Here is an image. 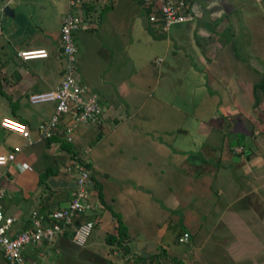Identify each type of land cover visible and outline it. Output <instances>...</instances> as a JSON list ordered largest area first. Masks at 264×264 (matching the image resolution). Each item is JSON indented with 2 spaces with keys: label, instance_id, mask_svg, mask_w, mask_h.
Returning <instances> with one entry per match:
<instances>
[{
  "label": "crops",
  "instance_id": "crops-1",
  "mask_svg": "<svg viewBox=\"0 0 264 264\" xmlns=\"http://www.w3.org/2000/svg\"><path fill=\"white\" fill-rule=\"evenodd\" d=\"M184 1L192 15L191 20L170 25L165 32L151 24L146 26L147 33L141 30L140 12L147 14L141 0H83L80 16L82 23L86 25L84 27L97 31L102 29L103 22L98 25L95 24L96 21L101 22L102 16L107 18L106 24L112 30L109 31L113 35L112 39L117 41L112 40L114 48L110 45L100 47L108 57H117L128 51L130 44L123 49L127 38L124 37L123 27L126 33H130L132 27L133 32H137L133 40L144 41V47H153L150 42H157L158 47L162 48V57L166 58L168 55L170 65L176 66L178 58H189L190 61H184L183 64L186 72L206 73L213 77L214 83H221L228 88L231 105L235 108L226 110L222 116L225 119L226 114L232 115L236 123L233 126L235 129L232 128L229 132L237 131L255 136L254 130L252 133L241 131L243 113L246 115L242 108V93L249 86V96L244 95L245 98L248 97V104L253 110L260 109L264 112V98L254 106L252 94L253 84L264 76V0ZM44 3L48 4L47 12L43 11ZM5 7L11 9L12 16L4 13ZM98 10L100 13L104 11L106 15L102 13V16L93 17V13ZM72 11L74 10L68 6L67 0H0V120L5 117L18 121L27 127L29 133L26 138L0 126V154L13 152L14 147L19 148L14 152L12 162L0 165V187L4 192L3 212L15 218L14 228L20 230L29 226L31 210L37 208L45 212L66 206L76 185L65 171V166L80 154L91 172L90 201L93 208L80 215L78 220L93 221L90 235L82 247L74 245L68 233L52 243L26 246L25 255L33 259L35 264H190L193 260L191 257L200 246L197 236L199 229H204L202 221L210 216V207L218 201L211 187L215 177L219 176L221 179L222 172L226 170V149L223 157L225 162L221 166H215V169L204 159L193 164L195 157L190 154V148L175 145L177 134L186 136L187 131L178 129L176 125L167 129L163 120L166 125L168 117L154 125L149 121L131 123V116L121 114V106H115L108 97L102 100L101 95L109 93L107 89L98 83V88L93 90L78 76L76 77L97 96L103 109L102 121L99 124L72 126L71 141L65 139V126L70 124L68 117L61 119L48 140L40 138L35 131L39 122L49 118L53 103L47 105L49 109L46 113L45 105L34 107L36 104H30L27 97L31 93L52 90L59 84L64 67L59 41L60 25ZM76 31L73 32V39ZM36 49H44L46 56L32 59H21L18 56L19 51ZM242 51L247 58L240 56ZM61 58L63 62L60 61ZM161 61L162 58L159 57L154 64ZM121 72L123 74V69ZM122 81L120 77L118 85ZM210 94L213 92L207 97L205 92L207 100L210 99ZM167 105L174 108L172 110L176 109L171 101ZM221 105L218 103V106ZM251 116L248 115L250 122L253 121ZM124 122L125 127L122 126ZM123 129L126 133H123ZM117 130L122 131L121 138H135L136 146H122L119 149L101 145L100 148L95 147V154L91 152L89 142L96 140V143H101L108 134ZM86 147L88 151L83 153ZM230 148L228 146V150ZM234 148L236 147H232ZM249 151L250 149L247 152ZM116 152V156L120 153V160L114 157ZM232 155L237 156L235 153L230 157ZM238 157L240 161L247 159L245 156ZM214 163L217 164V160ZM121 164L123 169L119 170ZM179 167L184 169V178L189 181L190 197L182 199L185 192L179 196V200L178 196H169L167 200L170 204L164 209L166 219L151 217L141 225L140 214L142 216L145 212L137 202L143 199L141 196L150 195L143 185H152V180H157L158 183L170 180V185L175 184L177 174L175 173L174 183H171V171L176 172ZM216 167L220 171H216ZM45 172L49 175L44 182H40V176ZM235 177L233 174L232 178ZM162 184L161 182L159 185ZM94 185L100 187L102 204L96 197ZM217 194L220 196L219 192ZM117 201L126 203L118 212L125 235L120 243L108 244L105 237L107 234H115V221L105 206L111 208L110 205ZM179 202L181 217L175 214L180 206ZM178 224L179 228H176ZM167 231L173 233H169L172 236L169 240L163 239ZM184 231L189 233L191 243L185 242V249L176 250L172 244L180 243L177 239ZM100 235H103V242L100 241ZM95 238L100 242H94ZM187 248L190 250L189 254L194 253L189 255Z\"/></svg>",
  "mask_w": 264,
  "mask_h": 264
},
{
  "label": "rangeland",
  "instance_id": "rangeland-1",
  "mask_svg": "<svg viewBox=\"0 0 264 264\" xmlns=\"http://www.w3.org/2000/svg\"><path fill=\"white\" fill-rule=\"evenodd\" d=\"M42 7L43 11L47 12L48 4L44 3ZM71 13H75V10ZM102 13L106 15L104 11ZM102 13L98 10L92 16H102ZM101 18V22L96 21L95 23L101 25L103 22L102 29L99 31L94 28H86L84 27L86 25L82 23L80 24L82 27L79 26L80 29L75 32L76 76L83 79L86 86L93 90L98 88V83L105 90L107 89L106 91L109 93L105 94L106 96L102 94V100L108 97L115 106H121V114L126 113L131 116V123L139 124L140 121H149L154 125L164 117H168L166 125L163 120V125L167 129L176 125L178 129L187 131L186 136L177 134L175 145L190 148V154L195 157L193 164L204 159L215 169V166H221L225 162L223 160L224 150H227L225 153L226 170L222 172L221 179L219 176V179L215 177L211 187L218 201L213 207H210V216L202 221L201 225L204 226V229H199L197 236L200 246L195 254L191 253L193 260L190 264H264V112L260 109L253 110V107L248 104V97L245 98L244 95L249 96V86L242 93V108L246 115L243 113L240 127L241 131L246 133H252L254 130L255 136L252 137L243 132H229L230 129H235L233 126H236V123H234V116L226 114L225 119L222 116L226 110L235 108L231 105L228 88L221 83L220 85L217 82L214 83L213 77L206 73L190 74L186 72L183 64L184 61H190L189 58H178L176 66L170 65L168 55L166 58L162 57V48L158 47L157 42H150L153 47H144L146 44L144 41H134L137 32H133L132 27L130 33H126L125 27H123L124 37H127L123 49L127 44H130L128 51L120 56L117 55V57L104 55L100 47L110 45L114 48L112 40H116L112 39L113 35L109 32L112 30L106 24L107 18L105 16ZM139 20L141 30H145L147 33L146 26L149 23L144 12H140ZM104 28L106 29L104 30ZM118 46H120V42ZM135 47L137 48L135 49ZM240 54L242 58H247L244 51ZM159 57L162 58V61L154 64V61ZM60 61L63 62V59L61 58ZM120 77L123 81L118 85ZM121 85L123 86L121 87ZM205 92L207 97L210 92H213L210 94L209 100L204 96ZM170 101L174 104L175 110L167 105V102ZM218 103L222 104L221 107L218 106ZM49 104L41 103L34 107L45 105L47 113ZM6 114L10 116L9 113ZM248 115H252L253 121L248 120ZM122 126L125 127L126 122ZM121 133V130L110 133L101 143L92 140L91 143H88L91 146V152L95 154V147L100 148L101 145L115 146L119 149L122 146H136L135 138L133 140L131 137L121 138ZM123 133H126L125 130ZM226 144H228L227 147ZM228 146H231L230 150H228ZM232 147L236 148L232 149ZM249 149L250 151L246 155L243 153L240 155L241 157L245 156L246 161H242V159V162L240 160L234 162L236 164L232 162L234 155L230 157L231 154ZM116 154L117 152L114 157L120 160L122 158L120 153L118 152V156ZM219 156L221 160H219ZM178 158H181L180 154ZM216 160L217 164L214 163ZM121 169H123L122 164L119 170ZM217 170L220 171L216 167ZM175 173L177 174L175 184L170 185V180H166L167 182L161 181L163 183L161 186L159 185L161 182L152 180L154 182L152 185H143L149 190L150 195L141 196L143 199L137 202L145 212L142 216L140 214L141 225L152 219L151 217L166 219L164 209L170 204L167 200L169 196L173 198L178 196L179 200V196L185 192L186 195H183L182 199L190 197L188 196L190 185L189 181L184 178V169L179 167L178 171H171V183H174ZM232 173L236 176L235 179L232 178ZM124 204L126 205L124 201H117L110 207L111 210L118 213L125 207ZM177 209L175 214L181 217V203ZM176 228H179V224ZM169 233L173 234L172 231H167L163 239L169 240L172 237ZM100 236V241L103 242V235ZM94 240H96L94 242H100L97 238ZM189 241L188 239V244L191 243ZM172 246L176 250L187 247L181 242L172 244ZM189 251L187 248L188 254ZM0 264H6L1 253Z\"/></svg>",
  "mask_w": 264,
  "mask_h": 264
},
{
  "label": "built area",
  "instance_id": "built-area-1",
  "mask_svg": "<svg viewBox=\"0 0 264 264\" xmlns=\"http://www.w3.org/2000/svg\"><path fill=\"white\" fill-rule=\"evenodd\" d=\"M148 8L146 19L149 24L165 32L170 25L191 20L188 5L184 0H141ZM75 13L67 14L60 25V48L64 57L63 74L59 84L52 90H46L28 95L30 104L53 103L48 119L41 121L35 127L40 138H49L57 129L61 119L68 117L70 124L65 126V139L71 141L72 126L84 124H99L103 119V109L97 96L91 92L75 75L76 47L73 32L82 24L80 9L83 0H67ZM21 59L45 57L44 49L23 50L18 52ZM0 126L23 137H28L27 127L10 118H1ZM0 154V165L13 161L14 152ZM88 148L83 149L86 153ZM80 154L76 155L65 166V171L73 178L76 189L66 206L51 210L49 213L33 209L29 214V226L20 230L14 228L15 218L3 212V189L0 187V253L6 264H35L28 258L24 249L26 246H37L41 243H52L58 237L69 233L71 242L84 246L94 226L93 221H79L78 217L93 208L90 201L92 179L90 169L83 165ZM189 233L184 231L178 237V242L185 243Z\"/></svg>",
  "mask_w": 264,
  "mask_h": 264
},
{
  "label": "trees",
  "instance_id": "trees-1",
  "mask_svg": "<svg viewBox=\"0 0 264 264\" xmlns=\"http://www.w3.org/2000/svg\"><path fill=\"white\" fill-rule=\"evenodd\" d=\"M147 12H148V8H146V13ZM252 94H253V99H254L253 105L257 106L259 104V102L261 101V99L264 98V76L261 77L259 79V81H257L256 83L253 84V86H252ZM5 96L8 97L7 95H5ZM48 139H50V137L46 138V140H48ZM243 151L244 150H242L241 153H236V155L240 156L243 153ZM83 165L88 167V164L85 161L83 162ZM48 175L49 174L47 172H45L43 175H41L40 179H39L40 182H44L45 179L48 177ZM94 189L96 191V197H97L98 201L102 204L103 203V199H102L100 187L98 185H94ZM105 207L109 210L111 215L114 217V221H115V225H114L115 226L114 227L115 234H113V233L112 234H107L106 237H105V241L108 244H112V243H115V242L116 243H120L121 240H123V237L125 235L124 226H123V223L121 221L120 215H119V213L114 212L113 210H111V208H109L107 205ZM50 211L51 210L45 211V213H49ZM67 234L68 233H66L65 235H67Z\"/></svg>",
  "mask_w": 264,
  "mask_h": 264
},
{
  "label": "water",
  "instance_id": "water-1",
  "mask_svg": "<svg viewBox=\"0 0 264 264\" xmlns=\"http://www.w3.org/2000/svg\"><path fill=\"white\" fill-rule=\"evenodd\" d=\"M3 11H4V13H5L6 15H8V16H12V11H11L10 8L5 7ZM243 153L246 154L247 151H244ZM238 159H239L238 156H235V155H234V156L232 157V160H233V161H238Z\"/></svg>",
  "mask_w": 264,
  "mask_h": 264
}]
</instances>
